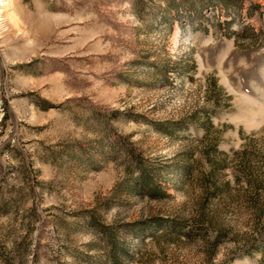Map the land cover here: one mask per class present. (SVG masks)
I'll list each match as a JSON object with an SVG mask.
<instances>
[{"label":"rangeland","instance_id":"1","mask_svg":"<svg viewBox=\"0 0 264 264\" xmlns=\"http://www.w3.org/2000/svg\"><path fill=\"white\" fill-rule=\"evenodd\" d=\"M0 264H264V0H0Z\"/></svg>","mask_w":264,"mask_h":264}]
</instances>
